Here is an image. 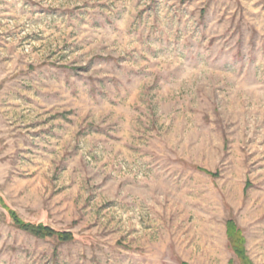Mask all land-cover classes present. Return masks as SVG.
Masks as SVG:
<instances>
[{
    "label": "rangeland",
    "instance_id": "obj_1",
    "mask_svg": "<svg viewBox=\"0 0 264 264\" xmlns=\"http://www.w3.org/2000/svg\"><path fill=\"white\" fill-rule=\"evenodd\" d=\"M228 221L264 264V0H0V264H241Z\"/></svg>",
    "mask_w": 264,
    "mask_h": 264
},
{
    "label": "trees",
    "instance_id": "obj_2",
    "mask_svg": "<svg viewBox=\"0 0 264 264\" xmlns=\"http://www.w3.org/2000/svg\"><path fill=\"white\" fill-rule=\"evenodd\" d=\"M204 172L208 173L211 176H214V173L208 172L205 169H202ZM12 219L15 225L23 229L37 237H46V236H54L62 241H69L73 238V234L68 231H60L56 230L45 224H32L28 222L22 221L19 217L12 212ZM227 236L229 239V244L237 256L238 260L241 264H252L248 256L246 255V251L244 248V239L240 233V230L236 228L232 221L227 222ZM187 264V263H182Z\"/></svg>",
    "mask_w": 264,
    "mask_h": 264
}]
</instances>
